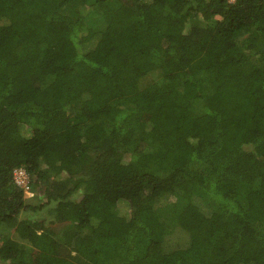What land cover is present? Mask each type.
<instances>
[{
	"label": "trees",
	"instance_id": "1",
	"mask_svg": "<svg viewBox=\"0 0 264 264\" xmlns=\"http://www.w3.org/2000/svg\"><path fill=\"white\" fill-rule=\"evenodd\" d=\"M0 264H264V0H0Z\"/></svg>",
	"mask_w": 264,
	"mask_h": 264
},
{
	"label": "built area",
	"instance_id": "2",
	"mask_svg": "<svg viewBox=\"0 0 264 264\" xmlns=\"http://www.w3.org/2000/svg\"><path fill=\"white\" fill-rule=\"evenodd\" d=\"M13 177L16 185L24 189L25 194L28 197H33L34 193L31 190L30 178L26 170L23 168H17L13 172Z\"/></svg>",
	"mask_w": 264,
	"mask_h": 264
},
{
	"label": "rangeland",
	"instance_id": "3",
	"mask_svg": "<svg viewBox=\"0 0 264 264\" xmlns=\"http://www.w3.org/2000/svg\"><path fill=\"white\" fill-rule=\"evenodd\" d=\"M232 1V0H231ZM81 194V193H80ZM122 213V212H121Z\"/></svg>",
	"mask_w": 264,
	"mask_h": 264
}]
</instances>
